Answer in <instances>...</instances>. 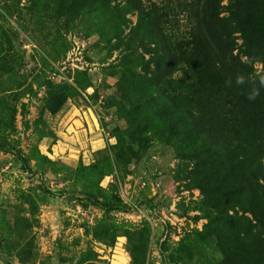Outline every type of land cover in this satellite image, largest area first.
Returning <instances> with one entry per match:
<instances>
[{"label":"rangeland","instance_id":"374dc122","mask_svg":"<svg viewBox=\"0 0 264 264\" xmlns=\"http://www.w3.org/2000/svg\"><path fill=\"white\" fill-rule=\"evenodd\" d=\"M137 16L106 22L48 0H0V264H133L138 250L145 264L223 262L202 237L217 228L196 186L203 174L172 134L173 120L188 116L174 104L166 119L163 109H131L137 91L164 77L155 31H136ZM145 35V48L131 47ZM253 66L264 83V63ZM180 77L196 73L170 76L175 92ZM177 94L187 104L186 90Z\"/></svg>","mask_w":264,"mask_h":264},{"label":"trees","instance_id":"16d2710c","mask_svg":"<svg viewBox=\"0 0 264 264\" xmlns=\"http://www.w3.org/2000/svg\"><path fill=\"white\" fill-rule=\"evenodd\" d=\"M223 1L48 0V4L69 14L99 12L106 22L136 12V31L145 25L154 29L148 36L158 40L155 73L164 77L156 85L152 82L146 93L135 91L131 109L134 114L163 109L166 119L167 104H174L178 113L188 116L184 123L173 120L172 134L186 144L183 155L195 159V174H203L196 186L205 195L211 224L217 225L203 239L211 238L222 252L221 264H264V83L253 77V63H264V0ZM117 25L112 26L111 39L120 36ZM234 31L241 32L243 44ZM148 36L138 42L133 37L131 47L145 48ZM166 38L172 41L166 43ZM180 69L196 73L187 82L183 77L173 80L179 93L186 90L187 104L169 79ZM5 146L0 143V149ZM19 158L26 165V159ZM236 206L253 219L230 214ZM132 256L133 264H145L139 250Z\"/></svg>","mask_w":264,"mask_h":264},{"label":"bare ground","instance_id":"6f19581e","mask_svg":"<svg viewBox=\"0 0 264 264\" xmlns=\"http://www.w3.org/2000/svg\"><path fill=\"white\" fill-rule=\"evenodd\" d=\"M116 263V262H115ZM126 263V261L124 260V259H120L119 260V263H116V264H125Z\"/></svg>","mask_w":264,"mask_h":264}]
</instances>
